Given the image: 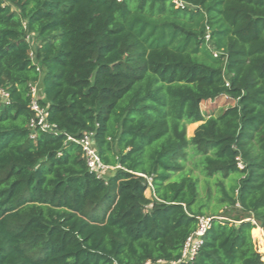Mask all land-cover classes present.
<instances>
[{
  "label": "trees",
  "instance_id": "obj_1",
  "mask_svg": "<svg viewBox=\"0 0 264 264\" xmlns=\"http://www.w3.org/2000/svg\"><path fill=\"white\" fill-rule=\"evenodd\" d=\"M0 89V264H264V0H0Z\"/></svg>",
  "mask_w": 264,
  "mask_h": 264
},
{
  "label": "built area",
  "instance_id": "obj_2",
  "mask_svg": "<svg viewBox=\"0 0 264 264\" xmlns=\"http://www.w3.org/2000/svg\"><path fill=\"white\" fill-rule=\"evenodd\" d=\"M177 5L179 3L176 2ZM38 97V87L37 85H33L30 88V103L29 109L33 113V117L29 122V127L32 131V138L35 136L34 131L39 129L41 132H49L51 134H58L56 127L47 122V112L45 109L41 108L37 103ZM7 94L0 89V100L8 103ZM92 136L91 133H83L79 139L68 138V141H71L75 144H78L81 150V157L83 158L86 167L89 172L93 173L97 178H102V174L106 170H110L111 168L103 165L98 157L97 152L93 148L92 145ZM222 219V218H219ZM210 219L209 218H199L198 219V228L196 232L190 235L184 243L182 252H181V260L184 262H189L195 252L197 251L200 238L204 234L205 230L209 226ZM257 238H258V252L261 255V259L264 262V237L262 231L257 228ZM160 263V262H159ZM149 264V263H147ZM164 264V263H160Z\"/></svg>",
  "mask_w": 264,
  "mask_h": 264
},
{
  "label": "rangeland",
  "instance_id": "obj_3",
  "mask_svg": "<svg viewBox=\"0 0 264 264\" xmlns=\"http://www.w3.org/2000/svg\"><path fill=\"white\" fill-rule=\"evenodd\" d=\"M232 103H230V101H227L225 98L220 99L219 102H217L215 105L211 106V103H203L202 104V112H203V116L205 119L208 118L209 115H214L217 116L219 113H221V111H223L225 108L231 106ZM213 111V112H212ZM202 122L196 123V124H192V125H188L186 127V136L188 138L192 137L194 130L201 124ZM191 161H188L185 165V170L186 169H192V165H191ZM145 196L146 197H150V190L149 188L145 191ZM223 219V218H222ZM257 234V232L255 233Z\"/></svg>",
  "mask_w": 264,
  "mask_h": 264
}]
</instances>
